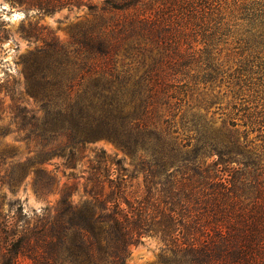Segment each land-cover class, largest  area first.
<instances>
[{
    "label": "trees",
    "instance_id": "16d2710c",
    "mask_svg": "<svg viewBox=\"0 0 264 264\" xmlns=\"http://www.w3.org/2000/svg\"><path fill=\"white\" fill-rule=\"evenodd\" d=\"M84 1L8 0L27 18ZM87 7L99 19L68 43L46 26H21L25 39L43 43L21 57L36 107L18 80L0 82L10 99L0 98V112L10 110L0 125V264H127L147 236L161 239L166 264H264V0ZM5 33L0 27V50ZM12 126L26 156L2 148ZM102 139L133 157L143 186L134 175L114 177L109 161L126 171L123 161L101 150L78 200L75 186L56 190L46 163L62 157L75 169ZM32 173L47 203L30 213L2 189L15 192Z\"/></svg>",
    "mask_w": 264,
    "mask_h": 264
},
{
    "label": "rangeland",
    "instance_id": "374dc122",
    "mask_svg": "<svg viewBox=\"0 0 264 264\" xmlns=\"http://www.w3.org/2000/svg\"><path fill=\"white\" fill-rule=\"evenodd\" d=\"M88 2V3H87ZM102 0H85L84 5L80 8L62 9L52 15L40 16L33 12L27 18L25 12L19 10L16 7H11L8 0H0V27L6 30V38L3 41V48L0 50V82L2 80L16 79L19 81V92L25 103L30 107H36L34 100L24 92V75L22 72L21 57L25 55L29 50L34 49L36 46L42 45V41H31L25 39L21 33V26L32 22L39 27L46 26L51 34L50 38L55 37L62 43H68L71 40L72 31L77 27H86L94 24L99 19L101 12L98 10L91 11L87 5L90 3L94 6H100ZM87 4V5H85ZM48 31H44L42 36H46ZM5 90L0 92V98L5 100L4 106L10 103L9 97H5ZM9 109L5 108V111L0 112L3 117L1 124H7L10 122ZM12 131H16L15 126H12ZM22 133L12 132L4 140L2 146L7 144L9 147H14L22 156L27 154L26 142L20 141ZM104 150L107 157L110 160H122L126 171H118L117 165L111 166L109 161V168L114 171L116 177L118 174L128 177L134 175L136 178L132 179L134 186H143V175L134 169L135 160L131 155L122 150L114 142L102 139L95 143L88 144L84 153L85 157L77 162L75 169L67 168L64 165V159L62 157H53L45 167L47 170H54L57 176V182L54 185L56 190L63 186H75L77 191L75 192L73 199L78 200L82 195V188L86 184V177L88 176L89 161L94 159L95 151ZM104 167V166H103ZM34 174H30L24 183L15 191L12 192L8 187H3L2 192L8 195L9 199L20 200L24 203L25 210L30 213L34 209H40L47 202L45 200L37 198L32 189V179ZM131 180V179H130ZM57 192V191H56ZM59 198L58 193L51 194L47 201L50 204H56ZM163 243L157 236H147L143 239L142 243L132 245L130 254L127 258V264H166L161 261Z\"/></svg>",
    "mask_w": 264,
    "mask_h": 264
}]
</instances>
